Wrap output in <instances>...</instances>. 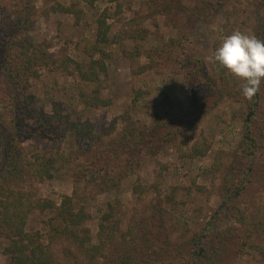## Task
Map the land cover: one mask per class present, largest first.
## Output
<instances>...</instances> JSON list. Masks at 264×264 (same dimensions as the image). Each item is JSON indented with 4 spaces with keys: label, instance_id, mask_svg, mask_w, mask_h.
<instances>
[{
    "label": "trees",
    "instance_id": "trees-1",
    "mask_svg": "<svg viewBox=\"0 0 264 264\" xmlns=\"http://www.w3.org/2000/svg\"><path fill=\"white\" fill-rule=\"evenodd\" d=\"M34 1L0 0V239L7 243L3 254L8 264H229L233 247H237L238 255L255 250L264 262V248L257 242L264 236V223L260 220L242 234L207 225L202 233L192 234L182 243L173 242L172 235L180 225L189 226L178 214L181 207L178 188L172 189L165 200L157 194L144 213L132 208L128 214L120 200L108 202L99 218L96 237L88 227L92 217L87 212L94 197L123 192L126 180L137 175L144 157H155L174 146L191 126L217 110L224 98L238 99L247 107L241 119L243 137L232 157L246 159L250 163L246 174L249 177L254 174L262 181L264 168L259 166V161L264 157V80L253 99L248 100L242 94L244 81L230 76L218 63L211 66L209 73L208 68L190 56L188 65L181 62V71L193 94L189 119L183 123L176 121L171 125L166 117L154 115L152 124L147 126L135 121L131 112L126 111L120 117L123 130L108 140L115 130L98 135L91 122L74 120L64 113L62 106L54 104L52 115L42 111L35 116L38 127L31 128L27 112L36 101L33 83L41 79L43 72L62 69L68 76H75L91 88L92 95L82 94L83 104L92 109L107 108L111 101L103 100L100 95L108 76L107 48L121 46L127 40L138 41L141 34L144 41L148 34L146 31L114 33V25L109 21L122 13L123 0H105L115 5V13L105 9L97 20L95 43L87 52L90 61L78 63L66 58L59 62L46 44H38L31 35L39 18ZM85 1L93 6L98 0ZM244 1L255 2L257 25L253 33L264 40V0L203 1L195 11L183 9L178 15L204 21L221 11L226 22L220 28L230 35L238 25L239 8ZM148 3L154 15L172 12L165 0ZM180 3H177L179 10ZM52 11L72 15L77 23L83 17V11L74 3L58 4ZM188 41L189 37L182 35L163 46L170 53L185 52ZM135 51L140 55V48ZM166 52L156 55L162 57ZM194 62L200 66L190 69L189 63ZM142 97L140 91L136 92L132 108H139ZM208 103H211L209 108L205 106ZM32 139L34 143L24 146ZM68 139L73 149L66 154L63 146ZM207 153L198 146L192 148L194 157ZM217 163L213 173L223 168L220 160ZM226 168L227 174L235 171L234 166ZM59 173L73 179L72 195L64 196L59 205L37 198L34 183L52 181ZM245 187L238 188L230 201L241 197L247 191ZM132 188L138 204L143 203L142 196L152 189L159 191L155 185L142 186L138 179ZM228 197L223 196L217 216L233 209ZM35 212L47 215L48 221L43 229L29 232V220ZM186 232L190 234V229L186 228ZM238 240L240 245L236 243Z\"/></svg>",
    "mask_w": 264,
    "mask_h": 264
},
{
    "label": "rangeland",
    "instance_id": "rangeland-1",
    "mask_svg": "<svg viewBox=\"0 0 264 264\" xmlns=\"http://www.w3.org/2000/svg\"><path fill=\"white\" fill-rule=\"evenodd\" d=\"M149 1L123 0L122 13L109 21L114 25V33L128 31L148 33L144 41L140 39L143 35L141 34L137 38L138 41L127 40L121 46L107 48L108 76L100 95L103 100L111 101L110 106L100 109L87 107L83 104L81 96L90 93V86L83 85L75 76H68L62 69L53 73L46 71L39 81L33 83L32 90L36 95V101L27 112L31 128L38 127L35 116L42 111L49 116L52 115L54 104L62 106L64 113L72 116L74 120L91 122L98 135L115 130L108 140L123 130L124 125L120 117L126 111L131 112L135 121H141L147 126L152 124L154 115L166 117L171 125L176 121L183 123V120L189 119L193 94L181 71V62L188 65L191 56L192 60L201 63L211 73L214 62L206 58L227 36L220 28V25L226 22L225 15L218 11L212 14L213 19L204 21L189 16L184 18L183 14L178 15L183 9L195 11L197 7L202 6L203 1L215 0H165L172 12L164 16L154 15L148 7ZM178 2H181L180 10L177 8ZM72 3L83 11L79 23L72 15L52 11L58 4L68 6ZM34 4L39 16L35 30L31 34L34 40L38 44H46L50 54L59 62L69 58L78 63L90 61L87 52L95 43L97 20L102 12L109 9L114 14L116 8L105 0H98L93 6L85 0H35ZM255 9L254 1L243 2L239 8L238 25L234 27V31L254 34L253 28L257 25ZM46 12H49L48 15H45ZM182 35L189 37V41L185 43V52L176 50L170 53L171 50L165 49L163 45L167 41L178 39ZM136 48H140V55L136 53ZM156 52L166 53L163 54V58L157 56ZM195 62L189 63L190 69L200 66ZM226 71L233 76L227 69ZM138 91L143 97L139 102V108L134 109L132 104ZM220 102L217 110L211 111L208 117L191 126L178 138L174 146L170 145L171 147L155 157H144L137 175L126 180L123 192L104 193L92 199L87 212L92 217L88 227L94 237L97 234L99 218L105 212L108 202L120 200L128 214L132 208L144 213L145 207L157 194L160 199L165 200L174 188L180 190L181 207L178 214L183 220L188 221L189 226L180 225L172 235L173 242L182 243L190 235L205 231L207 225L210 228L216 227L217 230L229 229L233 232L237 230L242 234L258 220L264 223V179L259 181V177L254 174L249 177L246 172L250 163L241 157L239 160L232 157L239 149L243 137L241 119L247 107L238 99L224 98ZM210 104L205 106L209 108ZM177 126L176 124L174 128ZM34 140L28 141L24 146L34 143ZM193 146H198L203 151L207 150L208 153L202 157H194ZM63 148L66 154L73 149L69 139ZM219 160L223 163V168L221 167L219 173H213V169L219 165L217 163ZM263 163L264 157L259 161L261 168H264ZM225 166L229 168L234 166L235 171L227 174L228 168ZM137 179L142 186L155 185L159 189V191L152 189L148 195L142 196L143 203L139 204L132 190V185ZM243 185L247 191H243L241 197L233 199V202L230 201L236 190L241 189ZM73 187V179L67 174L59 173L52 181L34 183L33 191L36 192L37 198L51 200L59 205L64 196L72 195ZM223 196H229L228 201L233 209L226 210L222 216H217L215 213L223 202ZM47 221V215L35 212L29 220L28 231L43 229L44 222ZM186 228L190 229V234L186 232ZM257 242L264 248V236ZM236 243L240 245L241 241L238 240ZM6 244L5 240L0 239V264H8L7 257L3 254ZM236 249L233 247L231 250L229 264H264L262 256L255 250L238 255L240 253ZM56 252L61 255L60 249Z\"/></svg>",
    "mask_w": 264,
    "mask_h": 264
},
{
    "label": "clouds",
    "instance_id": "clouds-1",
    "mask_svg": "<svg viewBox=\"0 0 264 264\" xmlns=\"http://www.w3.org/2000/svg\"><path fill=\"white\" fill-rule=\"evenodd\" d=\"M244 81L243 96L252 100L264 80V40L254 34L235 30L223 38L220 46L206 58Z\"/></svg>",
    "mask_w": 264,
    "mask_h": 264
}]
</instances>
